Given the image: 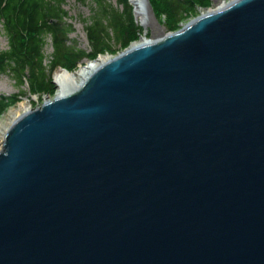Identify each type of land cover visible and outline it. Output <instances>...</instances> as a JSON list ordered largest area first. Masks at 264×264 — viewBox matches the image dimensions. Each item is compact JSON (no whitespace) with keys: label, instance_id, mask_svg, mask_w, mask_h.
Listing matches in <instances>:
<instances>
[{"label":"water","instance_id":"95a60500","mask_svg":"<svg viewBox=\"0 0 264 264\" xmlns=\"http://www.w3.org/2000/svg\"><path fill=\"white\" fill-rule=\"evenodd\" d=\"M0 264H264V0L131 44L13 120Z\"/></svg>","mask_w":264,"mask_h":264},{"label":"trees","instance_id":"16d2710c","mask_svg":"<svg viewBox=\"0 0 264 264\" xmlns=\"http://www.w3.org/2000/svg\"><path fill=\"white\" fill-rule=\"evenodd\" d=\"M63 1L0 0V24L9 41V47L0 50V73H11L19 84L27 80L32 92L39 86L50 87L57 66L75 65L88 57L89 53L97 56L104 49H112V41L124 45L128 41L127 35L134 33V30H130L132 27L128 26L131 19L128 1L119 0V6L115 7L106 0H103V5L102 0H97L99 8L92 16V21L85 26L91 41V51L80 49L69 43V33L73 28L67 24ZM166 2L175 21H181L186 10L192 7V0ZM48 37L53 42L50 59L45 53ZM67 55L71 57L67 59Z\"/></svg>","mask_w":264,"mask_h":264},{"label":"rangeland","instance_id":"374dc122","mask_svg":"<svg viewBox=\"0 0 264 264\" xmlns=\"http://www.w3.org/2000/svg\"><path fill=\"white\" fill-rule=\"evenodd\" d=\"M106 1L111 3L112 6H119V0ZM126 1H128L131 7V19L128 21V26L132 27L130 30H134V33H129L127 35L128 41L123 43L124 45L112 41V49H104L97 56H93L89 53V56L83 58L82 62L69 65V68L75 69L87 59H96L101 55L114 56L142 37L155 39L164 35L166 32L178 30L193 18L210 9L219 7L223 1L229 2L231 0H192V7L186 10V15L181 21L174 20L173 13L166 0H148V9L150 13L149 16L147 15L149 17L148 21L143 20L142 16L137 14L136 6L131 0ZM103 2L102 0V5ZM62 6L67 11V24H71L73 28L69 33V43L90 52L91 41L85 26L92 21V16L99 8L97 0H64ZM8 47L9 41L7 34L5 33L3 25L0 24V50H5ZM52 52V38L48 37L45 46V53L48 55V59H50ZM69 57L71 56L67 55V59ZM61 67L64 66H57L53 71L51 85L48 89L39 86L37 90L33 92L30 90L31 86L27 80L24 84H19L11 73H0V99H3V102L0 101V129L7 123L13 122L15 119L14 114L19 108L20 100H25L29 106L36 107L42 104L46 99L55 96L57 85L54 81V74ZM23 93H25V95H20ZM11 99L15 100L12 101Z\"/></svg>","mask_w":264,"mask_h":264},{"label":"bare ground","instance_id":"6f19581e","mask_svg":"<svg viewBox=\"0 0 264 264\" xmlns=\"http://www.w3.org/2000/svg\"><path fill=\"white\" fill-rule=\"evenodd\" d=\"M137 10V14L142 16L143 20L149 19V9H148V0H131ZM228 2L223 1L220 6L226 5ZM148 15V16H147ZM150 38L142 37L137 39L134 44H140L145 41H150ZM110 56L101 55L96 59H87L85 62L79 64L75 69H71L69 67H61L54 74V81L57 85L56 95L61 96L62 94H66L69 91H72L77 86H79L80 82L85 80L89 74L94 71L101 63L105 62ZM50 99V98H48ZM29 108H35L29 106L27 101L23 100L19 102V108L17 112L14 114L15 119L19 117L23 111L28 110ZM14 119V120H15ZM12 124V122L7 123L2 129H0V148L4 138V135L8 129V127Z\"/></svg>","mask_w":264,"mask_h":264}]
</instances>
